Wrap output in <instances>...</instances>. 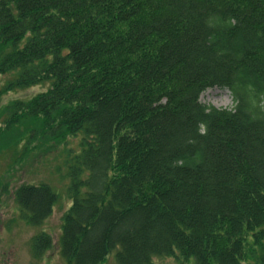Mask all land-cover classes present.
Wrapping results in <instances>:
<instances>
[{
	"label": "trees",
	"instance_id": "1",
	"mask_svg": "<svg viewBox=\"0 0 264 264\" xmlns=\"http://www.w3.org/2000/svg\"><path fill=\"white\" fill-rule=\"evenodd\" d=\"M0 75V96L47 85L2 132L80 137L64 264H264V0H0ZM214 88L231 109L201 102ZM13 195L40 261L59 197Z\"/></svg>",
	"mask_w": 264,
	"mask_h": 264
},
{
	"label": "rangeland",
	"instance_id": "2",
	"mask_svg": "<svg viewBox=\"0 0 264 264\" xmlns=\"http://www.w3.org/2000/svg\"><path fill=\"white\" fill-rule=\"evenodd\" d=\"M9 75H0V92L9 81ZM47 90V85H37L24 90L8 92L0 96V264H64L59 251L62 217L71 206L67 198L68 155L81 151L80 137L66 144L57 145L50 138L29 140L30 123L22 122L13 129L2 132L6 120V108L13 102L26 101ZM201 102L218 109H231L233 100L228 90L209 89L201 96ZM37 140V141H36ZM67 158V159H66ZM23 184L48 185L58 195L59 202L53 215L41 231L53 237L56 246L40 261L33 259L29 242L36 230L20 219L14 200L15 190ZM107 264H117L111 254ZM155 264H178L173 259L156 260ZM193 264V263H191Z\"/></svg>",
	"mask_w": 264,
	"mask_h": 264
}]
</instances>
